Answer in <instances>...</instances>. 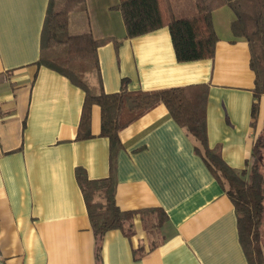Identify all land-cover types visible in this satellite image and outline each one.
<instances>
[{
	"label": "crops",
	"instance_id": "crops-1",
	"mask_svg": "<svg viewBox=\"0 0 264 264\" xmlns=\"http://www.w3.org/2000/svg\"><path fill=\"white\" fill-rule=\"evenodd\" d=\"M169 1L177 20L197 13L196 0ZM119 3L85 0L69 16L72 35L111 39L97 50L98 70L84 77L90 95L119 93L124 79L131 92L206 87L209 148L248 179L253 146L264 133V97L254 96L250 48L233 35L234 12L227 6L212 12L218 37L212 59L181 63L168 27L127 38ZM48 5L0 0V264H250L225 187L164 104L120 132L115 177L122 211L161 209L167 220L149 231L137 216L131 237L108 232L97 260L76 171L107 179L110 141L101 136L97 105L93 137L78 139L86 92L37 66Z\"/></svg>",
	"mask_w": 264,
	"mask_h": 264
},
{
	"label": "trees",
	"instance_id": "trees-1",
	"mask_svg": "<svg viewBox=\"0 0 264 264\" xmlns=\"http://www.w3.org/2000/svg\"><path fill=\"white\" fill-rule=\"evenodd\" d=\"M197 13L177 20L169 0H120L116 7L122 14L127 38L168 27L177 60L181 63L212 59L218 37L212 24V12L229 7L235 14L232 32L235 38L245 39L250 48V66L255 73L254 96L264 97V0H196ZM85 7V0H49L41 36V55L38 67H46L68 78L86 92L79 140H88L91 134L92 108H101V136L110 141L111 174L107 179L89 180L83 169L76 177L86 202L96 241L97 260L105 235L121 230L133 235L134 219L140 216L148 229H160L167 216L161 209L122 211L116 202L117 181L115 158L122 145L120 132L160 104L199 142L203 157L231 199L237 219L240 241L250 264H264V133L259 135L252 149V163L248 179L245 171L229 167L220 153L208 145L206 112L208 89H170L158 92H131L129 81H122L116 94L90 95L84 77L98 70L97 50L111 39L96 40L91 34L74 36L69 30L70 13ZM259 113L253 105L252 116ZM136 254V253H135Z\"/></svg>",
	"mask_w": 264,
	"mask_h": 264
},
{
	"label": "rangeland",
	"instance_id": "rangeland-1",
	"mask_svg": "<svg viewBox=\"0 0 264 264\" xmlns=\"http://www.w3.org/2000/svg\"><path fill=\"white\" fill-rule=\"evenodd\" d=\"M152 230V229H151ZM149 231H150V229H149ZM152 233H151V239L153 238L154 240H158V233L156 232V230L155 231H151ZM264 239V238H263Z\"/></svg>",
	"mask_w": 264,
	"mask_h": 264
},
{
	"label": "built area",
	"instance_id": "built-area-1",
	"mask_svg": "<svg viewBox=\"0 0 264 264\" xmlns=\"http://www.w3.org/2000/svg\"><path fill=\"white\" fill-rule=\"evenodd\" d=\"M0 262H1V258H0Z\"/></svg>",
	"mask_w": 264,
	"mask_h": 264
}]
</instances>
